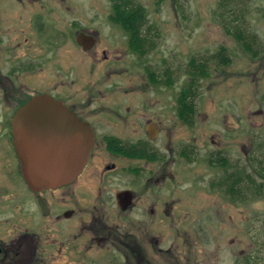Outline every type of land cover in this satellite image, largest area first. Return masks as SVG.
<instances>
[{
    "label": "flooded vegetation",
    "instance_id": "flooded-vegetation-1",
    "mask_svg": "<svg viewBox=\"0 0 264 264\" xmlns=\"http://www.w3.org/2000/svg\"><path fill=\"white\" fill-rule=\"evenodd\" d=\"M27 13L32 14L29 30L46 54L30 44L33 37L9 39L0 33V264H63L60 260L70 264L73 253L84 262L96 264H153L163 252V263L168 252L169 264H214L213 232L208 225H215L222 211L219 223L224 228L229 205H207L200 216L197 205H193L194 199H203L208 190L201 189L182 164L197 163L201 157L204 164L211 162L207 159L213 152V148L201 147V154L194 134H190L192 142L191 137L183 138L182 131L193 133L199 117L194 97L188 98L193 106L183 108V93L170 94L174 103L168 107L169 96L164 92L113 91L115 82L105 86L109 82L106 73L112 76L116 69L113 71V63L106 62L119 57V52L112 58L110 49H100L97 33L87 28L64 33L50 21L48 15L52 13L48 11ZM122 29L128 36L127 50L144 53L135 42L148 39L147 28ZM71 45L75 49H70ZM63 47L64 51H56ZM87 53L92 61L86 63ZM95 65L101 67L96 71ZM41 76L51 89L34 84ZM147 78V86L156 81L154 75L151 81ZM12 88L24 92L14 97ZM39 94L62 101L89 127L94 139L80 174L68 184L45 190H34L27 184L12 133L15 113ZM229 161L239 169L244 164L241 158L232 162L229 157ZM239 176L242 192L243 173ZM185 177L191 188L182 187ZM227 188L225 194L231 200L234 196ZM112 207L119 214H130L129 219L106 220L103 213ZM87 212L92 213L89 220ZM167 225L185 234L188 231L184 227L200 228L196 234L203 233L204 239L206 235V261L198 256L203 251L197 243L199 236L177 238L184 255L177 256L173 246L167 249L162 237ZM88 231L92 233L90 248L108 247L115 253L90 255L85 241Z\"/></svg>",
    "mask_w": 264,
    "mask_h": 264
},
{
    "label": "rangeland",
    "instance_id": "rangeland-1",
    "mask_svg": "<svg viewBox=\"0 0 264 264\" xmlns=\"http://www.w3.org/2000/svg\"><path fill=\"white\" fill-rule=\"evenodd\" d=\"M132 1L142 6L147 15L145 28L148 39L141 54L127 50V34L110 19L114 12V0H0V33L9 39L33 37L30 44H36L42 54L46 50L29 30L32 14L27 11H48L52 13L48 15L50 21H54L64 33L70 30L72 34L75 28H87L97 33L100 49H110L108 53L112 58L115 52L120 53L113 61L106 62L113 63V71L116 69L112 76L107 75L109 71L106 73L109 82L105 86L115 82L117 87L113 91H156L167 96L194 92L192 97L199 111L196 128L193 133L182 131V135L184 139L191 137L190 134L196 135L197 146L200 149L213 148V152L207 159L212 163L208 161L204 164L201 157L197 163L182 164L183 168H188L190 178L197 179L200 188L208 190L204 192L203 199L195 198L193 205H197L198 216L207 205L213 204L215 208L229 205V218L224 221V228L219 223L222 211L220 217L215 218V225H208L213 232L214 264H264V0ZM9 13H13V17H5ZM66 43L72 44L69 41ZM70 49L75 48L71 45ZM56 51L62 52L64 47ZM86 55V63L92 61L91 54ZM199 63H203L202 67L208 70L207 75L197 74ZM98 67L95 65L96 71ZM2 71L6 72L7 68ZM152 75L156 78L154 82L150 79ZM147 76L151 81L148 86ZM44 79L41 76L34 84L51 89ZM189 88L192 91H188ZM11 92L14 97H19L24 89L12 88ZM167 98L169 107L174 100L170 96ZM190 139L192 142L193 138ZM202 151L201 154L204 149ZM229 157L232 162L241 158L244 163L241 169L229 164ZM240 172L243 173L242 192ZM231 185L234 198L229 200L225 193ZM182 187L191 188L186 177ZM103 214L111 222L114 219L126 221L130 216L119 214L114 207ZM91 216L92 213L87 212V220ZM184 228L188 234L180 233L170 225L163 229L166 248L173 246L177 256L184 255L182 243L177 244V238L181 235H190L193 239L199 236L196 240L203 251H199L198 256L206 261L207 246L203 241H206V235L204 239L203 233L196 234L200 228ZM91 234L89 231L86 233L88 248ZM87 252L98 257V253L102 256L108 252L115 253V250L104 247L90 248ZM166 254L164 263L167 261L166 264H169V254ZM164 255V252L160 253L152 263L164 264L161 261ZM60 261L68 264L67 260ZM70 261V264L97 263L84 262L74 253Z\"/></svg>",
    "mask_w": 264,
    "mask_h": 264
},
{
    "label": "water",
    "instance_id": "water-1",
    "mask_svg": "<svg viewBox=\"0 0 264 264\" xmlns=\"http://www.w3.org/2000/svg\"><path fill=\"white\" fill-rule=\"evenodd\" d=\"M12 126L24 178L34 190L72 182L94 143L89 127L49 94L36 95L20 107Z\"/></svg>",
    "mask_w": 264,
    "mask_h": 264
},
{
    "label": "trees",
    "instance_id": "trees-1",
    "mask_svg": "<svg viewBox=\"0 0 264 264\" xmlns=\"http://www.w3.org/2000/svg\"><path fill=\"white\" fill-rule=\"evenodd\" d=\"M114 3L117 5V8L115 10L114 4V12L110 15V19L113 22L119 24L122 28L126 30L145 28L147 15L145 9L142 6L135 5L132 0H114ZM141 36H143V34H141ZM135 43L140 44L142 47H146L147 45L146 40H137ZM243 44L247 46V43L244 42ZM202 66L203 63L198 64L197 74L207 75L208 70L204 69ZM188 91L192 90L189 88ZM192 95H194V92H191L190 94L186 92L183 93V108H191L193 106L192 103H190V100H188V98H190ZM230 189L233 191L232 185Z\"/></svg>",
    "mask_w": 264,
    "mask_h": 264
}]
</instances>
